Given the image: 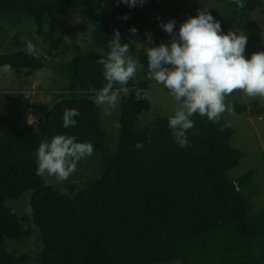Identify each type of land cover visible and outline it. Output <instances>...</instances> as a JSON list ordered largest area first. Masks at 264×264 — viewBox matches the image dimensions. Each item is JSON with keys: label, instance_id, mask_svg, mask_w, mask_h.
Segmentation results:
<instances>
[{"label": "trees", "instance_id": "obj_1", "mask_svg": "<svg viewBox=\"0 0 264 264\" xmlns=\"http://www.w3.org/2000/svg\"><path fill=\"white\" fill-rule=\"evenodd\" d=\"M166 1L146 0L129 8L117 0H0V14H7L3 16L33 18L45 44L66 46L64 27L59 32L45 28L47 15L92 20L95 45L81 52L73 44L72 57L57 64L67 83L52 93L50 102L38 103L33 125L27 123L24 111L29 109L22 101V108L0 123V264H264V209L257 210L252 200L259 194L253 193L254 172L229 177L245 153L231 145L233 130L222 115L218 123L194 115L190 143L181 148L167 126L174 111L138 125L139 115L151 105L143 91L135 90L120 98L118 139L114 135L110 140L101 126V106L94 103L93 90L107 83L102 61L113 30L129 44V29L150 28L153 14L166 11ZM220 1L229 2L230 10H206L223 31L242 33L261 51V26L250 9L264 12V0H243L244 7ZM125 15L127 20L122 19ZM49 64L25 50L17 36L13 50L0 53L5 69L35 70ZM225 103L236 114H264V105L256 101L241 103L226 96ZM69 108L80 115L75 127L63 128L62 114ZM56 134L75 135L94 146L93 154L79 161L75 173L59 185L36 175L34 155L42 140ZM137 142L143 149H136ZM92 161L94 169L83 174ZM28 190L32 217L24 218L29 224L24 228L8 201ZM31 237L36 244L31 252L15 248Z\"/></svg>", "mask_w": 264, "mask_h": 264}, {"label": "clouds", "instance_id": "obj_2", "mask_svg": "<svg viewBox=\"0 0 264 264\" xmlns=\"http://www.w3.org/2000/svg\"><path fill=\"white\" fill-rule=\"evenodd\" d=\"M145 2L117 0L129 8L142 6ZM233 2L244 7L243 0ZM128 18L127 15L122 17L123 20ZM160 28L169 34L167 43L155 44L151 34L146 33L147 44L140 47L147 56V78L163 85L176 102L167 126L179 147L184 148L190 143L188 130L195 126L194 115L206 116L209 121L218 123L225 111H234L225 99L235 90H243L248 97L264 98V51L246 57L247 36L231 30L225 33L220 21L205 9L198 10L194 16L189 15L178 27L175 19H169L160 23ZM129 32L135 35L138 29L131 27ZM29 50H32L31 45ZM6 68L11 70V66ZM102 68L107 83L98 91L93 90L94 103L97 106H115L121 93L129 96L132 90L127 86L128 82L137 76V61L129 54V44L121 42L118 29L113 30L108 41ZM22 100L35 99L26 93ZM79 115L78 109H65L62 127H75ZM27 123L33 125L34 119H27ZM135 147L143 149L144 144L137 142ZM93 152L94 146L90 141H79L75 135L56 134L39 143L34 154L36 175L67 180L75 173L77 163Z\"/></svg>", "mask_w": 264, "mask_h": 264}, {"label": "rangeland", "instance_id": "obj_3", "mask_svg": "<svg viewBox=\"0 0 264 264\" xmlns=\"http://www.w3.org/2000/svg\"><path fill=\"white\" fill-rule=\"evenodd\" d=\"M165 7L166 11L155 12L152 16V24L150 28L137 32L133 35L129 43V54L132 59L137 61V76L129 81L127 85L132 91H143L150 101L151 108L144 114L139 115L137 123L139 126H144L159 116H167L176 108V102L170 95L169 91L160 84L147 78V56L142 44H147L146 33H150L155 44L160 42L167 43L169 34L165 33L160 28V23L167 22L169 19L179 23L185 20L189 15H195L200 9L215 7L219 11L226 13L230 10L229 2L220 0H167ZM159 11V10H158ZM251 17L261 26L260 42L261 51H264V12L258 8L250 9ZM0 14V53H7L13 50L15 37L17 36L23 45V48L35 56L45 57L50 61L48 66L39 69H11L10 71L0 67V113H4L6 117L0 114V123L9 121V116L21 109V100L19 93L25 94L30 98L37 100L40 105L50 102L53 92L61 90L60 87L66 85V79L59 76L56 71L58 63H65L72 57V46L79 45L80 51L85 52L88 49L95 48L93 44L91 32L94 29V21L82 20L78 17L69 15H47L45 28L54 29L59 32L64 27L62 38L65 45H55L43 43L42 37L36 34V25L33 18L22 15L15 20H11ZM159 18V19H158ZM92 21V22H91ZM92 23V24H91ZM29 45L32 50H29ZM260 45L254 40L247 38L245 48V56L248 57L252 53L260 51ZM140 65L143 67L140 68ZM48 93H45L47 92ZM130 91V92H132ZM34 94V96H30ZM48 95V96H47ZM123 93H121V96ZM120 98L115 106H101V126L106 131L107 137L112 140L118 139V120L120 114ZM228 100H238L241 103L259 102L264 105V98L248 97L243 90H235L228 95ZM24 115L28 120H37L39 113L32 111H24ZM224 123L233 130L230 143L234 148H237L245 153L240 163L233 169L228 171L229 177L232 180L244 175L248 171H253V202L256 209H264V114L261 116H250L247 112L236 114L225 111L223 114ZM92 165L84 166V172L88 169L93 170L96 166L95 162ZM46 182L56 185L62 184L65 180L60 181L54 176L44 175ZM31 191L24 192L17 200L8 201L15 213L19 216L24 228L29 227V224L24 222L25 219H31L32 209L30 206ZM12 242V241H7ZM15 248L29 252L36 248L35 237L25 240V245H14ZM13 246V247H14ZM31 252V251H30Z\"/></svg>", "mask_w": 264, "mask_h": 264}, {"label": "water", "instance_id": "obj_4", "mask_svg": "<svg viewBox=\"0 0 264 264\" xmlns=\"http://www.w3.org/2000/svg\"><path fill=\"white\" fill-rule=\"evenodd\" d=\"M22 103L29 107L32 111H37L38 110V103L36 100H22Z\"/></svg>", "mask_w": 264, "mask_h": 264}]
</instances>
